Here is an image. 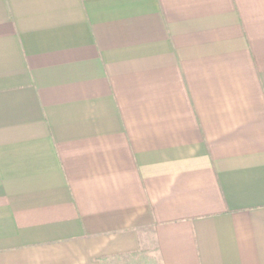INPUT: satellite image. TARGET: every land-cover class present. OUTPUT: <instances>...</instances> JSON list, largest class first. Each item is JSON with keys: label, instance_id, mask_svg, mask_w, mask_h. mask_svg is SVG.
Returning <instances> with one entry per match:
<instances>
[{"label": "crops", "instance_id": "0c3cea01", "mask_svg": "<svg viewBox=\"0 0 264 264\" xmlns=\"http://www.w3.org/2000/svg\"><path fill=\"white\" fill-rule=\"evenodd\" d=\"M264 264V0H0V264Z\"/></svg>", "mask_w": 264, "mask_h": 264}, {"label": "rangeland", "instance_id": "374dc122", "mask_svg": "<svg viewBox=\"0 0 264 264\" xmlns=\"http://www.w3.org/2000/svg\"><path fill=\"white\" fill-rule=\"evenodd\" d=\"M107 264H147L141 258H129V257H121L113 259L111 263Z\"/></svg>", "mask_w": 264, "mask_h": 264}]
</instances>
